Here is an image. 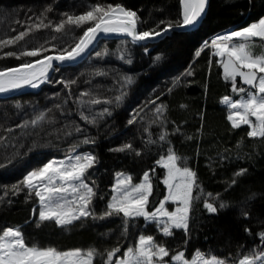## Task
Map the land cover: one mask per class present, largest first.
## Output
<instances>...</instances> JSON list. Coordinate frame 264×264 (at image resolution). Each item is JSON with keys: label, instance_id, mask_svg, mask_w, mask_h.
Listing matches in <instances>:
<instances>
[{"label": "trees", "instance_id": "trees-1", "mask_svg": "<svg viewBox=\"0 0 264 264\" xmlns=\"http://www.w3.org/2000/svg\"><path fill=\"white\" fill-rule=\"evenodd\" d=\"M95 4H119L135 12L139 32H159L181 22L180 0H0V41L28 32L0 48V69L71 50L91 25L66 24L60 32L54 26L66 20L65 14L80 15ZM262 18L264 0H209L206 17L194 31L172 32L146 45L126 39L101 41L85 61L56 69L40 88L0 99V229L19 228L30 246L94 248L99 255L93 264H103L107 251L116 247L121 251L113 259L120 257L140 235H151L164 245L169 264L180 252L190 259L199 250L237 264L245 255L264 251L259 235L264 232V138H250L247 125L232 127L222 100L241 94L232 91L219 57L208 46L214 36ZM41 21L53 27H32ZM33 49H41V55H5ZM252 51L264 53L263 43H254ZM161 133L166 141L159 139ZM124 145L131 148L113 151ZM170 148L180 158L179 166L196 174L187 234L173 229L165 237L162 226L142 217L127 226L122 214L98 218L113 195L118 174L139 183L149 173L153 190L148 207L154 211L166 195L165 171L157 161ZM66 154L96 158L85 179L95 192L90 208L96 218L63 227L39 222L38 199L21 182L31 170ZM206 202L217 212L209 213Z\"/></svg>", "mask_w": 264, "mask_h": 264}, {"label": "snow or ice", "instance_id": "snow-or-ice-1", "mask_svg": "<svg viewBox=\"0 0 264 264\" xmlns=\"http://www.w3.org/2000/svg\"><path fill=\"white\" fill-rule=\"evenodd\" d=\"M180 4L183 9L182 22L178 21L177 26H190L204 12L206 0H180ZM65 15L66 20L55 25V31H62L66 24L77 27L85 24L91 26L84 30L79 37V42L71 50L65 49L59 55L22 63L18 67L0 69V93L18 89L24 85L37 87L38 81L47 78L48 70L52 68V61L64 62L76 59L92 44L98 33L125 34L131 37L133 42L144 41L152 35L161 34L155 30L151 33L139 32L137 14L119 4H95L83 14ZM32 27L53 26L41 21L40 24ZM31 30L30 27L29 31ZM27 34V31L20 32L14 38L0 41V48L24 39ZM254 38L264 41V19L242 30L217 36L211 40L210 46L215 50L214 55L221 58L219 62L223 67L224 79L232 82V91L244 94L235 101L228 96L222 100V103L231 110L227 118L232 127L247 125L250 128L247 133L250 138H264V53L256 54L252 51ZM5 55L15 56L17 59L20 56L37 57L41 55V49L25 50L19 54L8 52ZM196 55L199 56L200 52L198 51ZM188 74L191 75V72ZM237 78H239V84L246 85L248 88L238 86ZM128 82L130 83L131 80L129 79ZM119 99L117 97V100ZM92 103H99V101L93 100ZM163 110V105L157 108L159 113ZM42 118L43 116L39 119ZM82 118L87 120V117L83 115ZM132 122L129 121V123ZM36 123V120L32 121L33 125ZM159 139L166 141V134L161 133ZM89 142L87 139L84 141V143ZM148 143L153 141L149 140ZM126 148H131V145H124L113 151H124ZM139 154L137 152V155ZM179 159L170 148L166 158L162 157L157 161V164L166 170L162 183L167 188V195L158 202L159 207L154 211H150L148 207L153 190L149 173L145 172L141 182L137 184L132 183L131 177L118 174L117 182L111 189L113 195L107 203L106 210L98 218L122 214L127 226L129 220L142 217L146 222H155L158 228L162 226V234L165 237L171 236L173 229H183L187 234L196 174L187 167L179 166ZM95 162L96 158L93 155H76L74 158L69 157L67 161H50L24 177L21 184L28 189L29 195L34 194L38 199L39 222L54 221L57 226L63 227L89 216L96 218L90 208L95 192L85 182L86 175ZM241 174L237 173V175ZM13 188L19 190L17 185ZM167 202L177 205L175 211L166 208ZM204 207L209 213L217 212V208L212 203L206 202ZM220 207L224 208L226 205L221 203ZM259 235L264 241V232ZM120 251V247L107 251L103 264H167L164 258L169 257L168 249L158 244L151 235H140L133 246H129L120 257L114 260L113 257ZM97 255L99 253L94 248L87 251L80 249L59 251L53 247L30 246L25 242L19 228L0 229V264H93L94 257ZM170 260L174 264H226V261L214 255L201 253L199 250L191 260H187L183 252L172 255ZM257 262L264 264V251L245 255L238 264H257Z\"/></svg>", "mask_w": 264, "mask_h": 264}, {"label": "water", "instance_id": "water-1", "mask_svg": "<svg viewBox=\"0 0 264 264\" xmlns=\"http://www.w3.org/2000/svg\"><path fill=\"white\" fill-rule=\"evenodd\" d=\"M208 8H209V0H206V6H205L204 12L197 19V21L194 22L193 25L166 27L165 29H167V30L165 31V29H164V30L160 31L161 34L159 36L152 35L144 41L133 42L131 37H129L125 34H121V33H103V32L98 33L96 39L92 42V44L89 45V47L76 59L70 60V61L66 60L64 62H59V61H55V60L52 61V68H50L48 70L47 78L43 81H38L37 87H31L29 85H24L18 89L10 90V91H7L5 93H0V99L1 100L10 99V98H13V97H15V96H17L23 92L30 91V90H36V89L40 88L49 80V78L52 76V74L54 73V71L56 69L74 67L76 65H79L83 61H85L88 58V56L92 53V51L95 49V47L98 45V43L101 41L126 39V40H130L133 43L146 45V44H155V43L165 39L166 37H168L172 32H191V31H194L200 26V24L202 23V21L206 17V14L208 12ZM180 10H181V22H182V11H183V9H182L181 4H180ZM137 30H138V27H137ZM56 55H59V54H49V55H46L45 57L56 56ZM43 58H40V59H43ZM40 59H38V60H40ZM32 62H34V61H32ZM37 68H39V65H37ZM26 223H24V224H26Z\"/></svg>", "mask_w": 264, "mask_h": 264}, {"label": "rangeland", "instance_id": "rangeland-1", "mask_svg": "<svg viewBox=\"0 0 264 264\" xmlns=\"http://www.w3.org/2000/svg\"><path fill=\"white\" fill-rule=\"evenodd\" d=\"M262 19H264V18H262ZM261 19H259L258 21H256V22H253V23H251V24H249L248 26H250V25H252V24H254V23H258L259 21H260ZM248 26H246V27H248ZM245 28V27H244ZM243 29V28H242ZM242 29H235V30H233V29H229V30H227V31H225V32H222V33H220V34H218V35H216V36H214L213 38H215V37H217V36H220V35H226V34H228V33H230V32H232V31H237V30H242ZM164 30V29H163ZM162 31V30H161ZM160 32V31H159ZM212 38V39H213ZM211 39V40H212ZM234 39H236V38H234ZM211 40H210V42L208 43V46L210 47V48H212L211 46H210V43H211ZM254 41H255V43H257L258 41H260L258 38H254ZM261 43H263V45H264V41H261ZM212 50H213V52L215 51L213 48H212ZM45 57V56H44ZM41 58H43V57H41ZM38 59H40V58H38ZM38 59H35V60H33V61H36V60H38ZM221 58L219 57V60H220ZM18 67V66H17ZM223 68V67H222ZM237 81H238V83H239V78H237ZM240 86L241 87H245L246 89L248 88V86H246V85H242V84H240ZM244 94H241V96H239L238 98H236V99H233V98H230L231 100H233V101H235V100H237V99H239V98H241L242 96H243ZM224 104V103H223ZM224 106H226L228 109H229V107L227 106V105H225L224 104ZM229 111H231L230 109H229ZM241 126H243V124H241ZM250 129V128H249ZM79 155V154H78ZM80 155H83V154H80ZM69 157H72V158H74L75 157V155H69V154H66V156L64 157V158H62V159H53V160H49L47 163H49L50 161H67L68 160V158ZM164 158H166V157H164ZM161 160V159H160ZM46 163V164H47ZM45 165V164H44ZM43 165V166H44ZM42 166V167H43ZM41 167V168H42ZM164 169V168H163ZM36 170H38V169H34V170H31L30 172H33V171H36ZM164 171H165V176H166V170L164 169ZM29 172V173H30ZM28 173V174H29ZM27 174V175H28ZM123 176L124 177H127V175H124L123 174ZM165 176H164V178H165ZM116 182H117V179H116ZM116 182H115V184H116ZM141 182V181H140ZM139 182V183H140ZM114 184V185H115ZM133 184H137V183H133ZM165 186V185H164ZM165 189H166V195H167V188H166V186H165ZM165 195V196H166ZM164 199V198H163ZM162 199V200H163ZM159 207V206H158ZM176 207H177V205L176 204H174V203H172V202H167L166 203V208L168 209V210H170V211H175V209H176ZM37 215L39 216V202H38V204H37ZM32 215H33V213H32ZM69 251H71V250H69ZM83 251H86V250H83ZM193 257V256H192ZM192 257L190 258V259H187V260H191L192 259ZM165 259V258H164ZM166 261V260H165ZM167 262V264H169V261H166ZM172 262V261H171ZM172 263H174V262H172ZM226 264H228V263H226ZM238 264V263H237ZM257 264H258V262H257Z\"/></svg>", "mask_w": 264, "mask_h": 264}, {"label": "bare ground", "instance_id": "bare-ground-1", "mask_svg": "<svg viewBox=\"0 0 264 264\" xmlns=\"http://www.w3.org/2000/svg\"><path fill=\"white\" fill-rule=\"evenodd\" d=\"M28 222H30V220Z\"/></svg>", "mask_w": 264, "mask_h": 264}]
</instances>
